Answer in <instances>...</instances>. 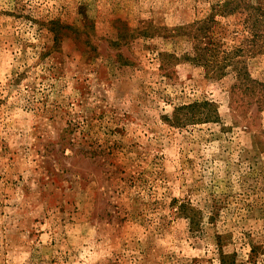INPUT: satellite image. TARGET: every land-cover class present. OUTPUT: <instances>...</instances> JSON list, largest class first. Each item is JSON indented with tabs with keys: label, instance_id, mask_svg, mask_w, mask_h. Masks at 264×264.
<instances>
[{
	"label": "rangeland",
	"instance_id": "rangeland-1",
	"mask_svg": "<svg viewBox=\"0 0 264 264\" xmlns=\"http://www.w3.org/2000/svg\"><path fill=\"white\" fill-rule=\"evenodd\" d=\"M222 1L0 0V264H264V30Z\"/></svg>",
	"mask_w": 264,
	"mask_h": 264
},
{
	"label": "trees",
	"instance_id": "trees-1",
	"mask_svg": "<svg viewBox=\"0 0 264 264\" xmlns=\"http://www.w3.org/2000/svg\"><path fill=\"white\" fill-rule=\"evenodd\" d=\"M219 11L220 15L233 12L242 13V27L245 31L252 32L251 37L252 35L257 37L260 30H264V6L261 4L260 0H225L219 4ZM209 20L211 19H208V21ZM205 30L207 31V26H205ZM205 37H207V35H205ZM210 41L212 42L213 38H210ZM213 48H216V45ZM213 48L205 45L200 49V55L192 57L191 60L207 67L208 73L212 76L224 75L227 66L233 71L235 78L246 76L244 65H239V63L243 62V60H241L243 51L239 47L235 49L234 54L240 55L241 58L238 57L235 59L234 57L236 56L232 54L233 52L221 50L220 52H222V54L220 55V61L216 59V52H214ZM237 51L239 53L236 54ZM175 210L177 214L181 215L186 220L189 228L195 226V223L192 221L193 217L190 209L186 204L180 203Z\"/></svg>",
	"mask_w": 264,
	"mask_h": 264
}]
</instances>
